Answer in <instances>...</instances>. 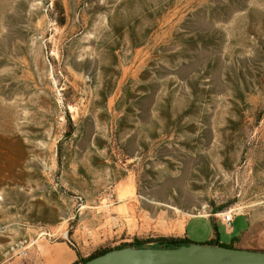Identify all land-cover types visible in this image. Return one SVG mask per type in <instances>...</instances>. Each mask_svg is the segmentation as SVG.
Segmentation results:
<instances>
[{
	"label": "rangeland",
	"instance_id": "rangeland-1",
	"mask_svg": "<svg viewBox=\"0 0 264 264\" xmlns=\"http://www.w3.org/2000/svg\"><path fill=\"white\" fill-rule=\"evenodd\" d=\"M244 215L264 250V0H0V264Z\"/></svg>",
	"mask_w": 264,
	"mask_h": 264
},
{
	"label": "water",
	"instance_id": "water-1",
	"mask_svg": "<svg viewBox=\"0 0 264 264\" xmlns=\"http://www.w3.org/2000/svg\"><path fill=\"white\" fill-rule=\"evenodd\" d=\"M173 247L113 248L86 264H264V250L169 240Z\"/></svg>",
	"mask_w": 264,
	"mask_h": 264
},
{
	"label": "crops",
	"instance_id": "crops-1",
	"mask_svg": "<svg viewBox=\"0 0 264 264\" xmlns=\"http://www.w3.org/2000/svg\"><path fill=\"white\" fill-rule=\"evenodd\" d=\"M151 203H156L153 200H148ZM243 215V214H242ZM240 216V215H237ZM245 216V215H244ZM194 217V216H193ZM247 218V227L244 230V232L242 233V235L240 237H234L231 239L230 243H224L220 237L219 234L214 232L213 234H211L207 240L204 243H207L209 241L212 240H216L219 244H223V245H231L233 247H238V248H246V249H257L256 247L251 246L249 243V237L248 234L246 235L247 230L249 229L250 226V220L247 216H245ZM192 217L188 218L186 223H185V227H183L182 222L181 221H176L177 223L174 224V231L179 234V239L181 240H188L191 241L188 237V233L186 231V227L187 224L189 223L190 219ZM207 218V217H205ZM219 221L217 220V223ZM179 225V228H177V226ZM215 225V224H214ZM217 226V224L215 225ZM227 232L229 234H231V232H229L227 230ZM46 233H41V235H45ZM88 254H81V256L83 257H87ZM40 259V264H82L81 262H78V256H77V252L72 249L71 247H69L67 245V243H58L55 245H51L50 247L47 248L46 251L43 252L42 256L39 258Z\"/></svg>",
	"mask_w": 264,
	"mask_h": 264
},
{
	"label": "trees",
	"instance_id": "trees-1",
	"mask_svg": "<svg viewBox=\"0 0 264 264\" xmlns=\"http://www.w3.org/2000/svg\"><path fill=\"white\" fill-rule=\"evenodd\" d=\"M178 240V239H177ZM181 240V239H180ZM167 241H169L168 239L166 238H159L156 240V243L154 245H150V246H147L146 245V241H136L134 242L133 244H127V245H122V246H118L116 248H121V247H125V246H134V247H173L172 245H169L167 244ZM207 243H210V244H213V245H223V244H219L216 240H212V241H209ZM224 246H227V247H233L231 245H224ZM111 249H104V250H101L95 254H92L88 257H83L81 256V254L77 252V256H78V262H81L82 264H86V262L88 260H90L91 258L95 257V256H98V255H101L107 251H109Z\"/></svg>",
	"mask_w": 264,
	"mask_h": 264
},
{
	"label": "built area",
	"instance_id": "built-area-1",
	"mask_svg": "<svg viewBox=\"0 0 264 264\" xmlns=\"http://www.w3.org/2000/svg\"><path fill=\"white\" fill-rule=\"evenodd\" d=\"M113 199L112 195H110L109 200L110 204H113ZM215 217H217L218 221L223 224L226 229L231 232L232 231V223L236 217V213L234 212V209H229L225 212L219 213V214H214Z\"/></svg>",
	"mask_w": 264,
	"mask_h": 264
},
{
	"label": "bare ground",
	"instance_id": "bare-ground-1",
	"mask_svg": "<svg viewBox=\"0 0 264 264\" xmlns=\"http://www.w3.org/2000/svg\"><path fill=\"white\" fill-rule=\"evenodd\" d=\"M177 228H179V225L177 226Z\"/></svg>",
	"mask_w": 264,
	"mask_h": 264
}]
</instances>
